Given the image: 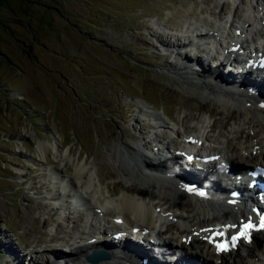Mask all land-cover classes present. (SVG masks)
I'll use <instances>...</instances> for the list:
<instances>
[{
	"label": "rangeland",
	"instance_id": "1",
	"mask_svg": "<svg viewBox=\"0 0 264 264\" xmlns=\"http://www.w3.org/2000/svg\"><path fill=\"white\" fill-rule=\"evenodd\" d=\"M245 1L9 0L0 4V264H28L43 251L55 255L48 247L54 238L52 227L61 231L65 226L57 225L55 211L49 209L46 193L54 183L50 167H60L68 177L74 163L86 161L93 186H101L106 199L136 187L149 197L156 195L158 182L131 172L127 162L134 149L143 153L142 146L155 144L158 138L174 152L171 141L182 142L184 127L200 111L211 125L205 145L208 150L220 146L235 119L202 93L195 75L174 68L180 64L179 50L192 61L202 56L204 67L211 70L216 68L211 65L213 57L192 44L172 49L167 43L184 38L182 34L176 38L174 32L185 22L211 26L222 20L221 15H232L234 20ZM148 111L157 113L167 126L158 128ZM39 143L47 147L41 167L34 164L42 162ZM58 150L68 159L64 168ZM167 175L183 181L185 188L189 183ZM46 219L52 220L46 223Z\"/></svg>",
	"mask_w": 264,
	"mask_h": 264
},
{
	"label": "bare ground",
	"instance_id": "2",
	"mask_svg": "<svg viewBox=\"0 0 264 264\" xmlns=\"http://www.w3.org/2000/svg\"><path fill=\"white\" fill-rule=\"evenodd\" d=\"M221 16L218 18L222 20H218L219 23H216V26L189 21L179 28L184 27V30H190L192 37L193 31L196 29L209 28L208 36L212 46H216L214 40L220 37L222 31L226 29L225 36L222 35L223 39L220 38L222 43L220 46L229 61L238 58L234 45H239L240 49L243 48L246 51L250 50L253 60L264 54V0H246L243 11L235 15L234 20L233 17ZM244 34L246 36H243ZM183 37L182 40L176 37L174 42L167 44L174 49L179 45L186 46L189 41H192L189 37ZM195 44L200 48L204 43L196 42ZM209 49L203 48L202 54L209 55ZM179 52L181 51H178L180 64L175 65L174 68L181 74H189L191 77L195 75L194 78H197L202 93L209 96L217 107H221L227 117L235 119L232 127L224 132L219 147L208 150L209 147L205 145V142L210 139L207 128L211 125L207 115L201 114L200 111L195 118H192L191 123L184 127L181 133L183 142L171 141L175 151L171 153L172 156L156 164L152 161L145 162L144 158L148 157L147 155L128 146L129 149L135 151L132 153L133 157L129 156L131 162H127L131 172L133 173L135 170L145 177L148 176V179H156L158 182L156 195L151 193L148 195L149 197L136 187L129 188L127 191L122 190L121 196L113 197L114 199H106L105 196L103 197L104 191L101 186H93L94 176H92L86 161L74 163L73 173L68 177L62 174L59 166V168L50 167L49 173L53 175L55 181L52 184L54 188L52 187V190L48 191L46 195L50 203L49 209L55 211L57 225L59 223L65 226V224L56 221L59 218V210L72 209V212L64 218L67 222L66 229L63 227L65 230L58 231V228L56 233L51 235L54 238L49 243L67 245L80 240L87 241L93 231H97L104 241L99 246H77L70 253V259L64 264H180L174 258H163L169 250L180 253L181 261L184 264L197 262V264H255L259 252L264 251V232L262 231L254 233L250 245L244 242L240 243V251L222 254H216L212 246L204 240L207 232L203 231L204 227L223 225L226 222L232 225L244 218L245 211L243 209L252 199L251 191L241 188L239 196H233L231 192L238 189L240 184L234 186L237 185L238 180L231 174L233 172L239 174L242 170L246 171L244 166L248 163L264 167V106H262L264 68L259 67L252 70V72L256 71V77L249 76L247 71L236 75L234 72L222 71L219 67L213 70L204 67L202 56H198V59L192 61L187 56L186 58L181 56ZM248 57V55L244 56L243 61L246 62ZM239 61L241 62L242 58ZM144 102L147 103L145 100ZM148 112L156 119L158 128L167 126V122L157 113ZM207 114H211V112L208 111ZM163 137V139L166 138L165 135ZM155 144L162 145L163 141L156 138ZM155 144L146 142L142 147H153L152 145ZM164 148L165 146H162L161 150ZM38 150L42 162L34 164L41 167V165L44 166L43 161L47 147L39 143ZM187 154H193L195 160H200L198 164L202 167L201 170H196L194 167L190 170L184 169ZM212 155H217L218 158L212 160L214 159ZM204 159L207 161H203ZM58 160L62 168L68 161L67 157L62 155L59 150ZM220 161H225L230 170L224 171L221 168H216L215 163ZM167 174L180 177L182 180L186 179V182H189L188 185L196 184L205 190L207 196L202 197L195 192L188 191L183 181L177 182V178L174 177L176 179L174 180ZM210 174L217 176L213 177ZM138 176L140 175L138 174ZM96 177L97 181L101 183L98 169ZM80 188H83L84 191ZM105 192L109 196L112 195L108 186L105 188ZM74 197L81 199L84 205L81 211L72 206L71 201ZM58 198L62 204L56 207L54 205L56 201L53 199ZM159 201H162L161 205L157 204ZM115 218L122 219L121 225L114 223ZM51 220L46 219L44 222L48 223ZM55 222L52 221L53 224ZM200 222L206 223L199 225ZM31 226L33 225L31 224ZM120 226L127 230L136 227L144 233L149 232L152 238L158 240L160 244L151 246L148 242L130 244L126 241L114 243L113 233L118 231ZM195 231H197L196 235ZM60 232L63 234L59 236ZM183 237H185V241L182 240ZM96 247L108 250V252H102L103 257L98 262L80 258ZM118 251L120 252L118 253ZM44 252L42 256H32L28 264H49L53 261L55 263L60 257L59 252L52 251L55 255Z\"/></svg>",
	"mask_w": 264,
	"mask_h": 264
},
{
	"label": "snow or ice",
	"instance_id": "3",
	"mask_svg": "<svg viewBox=\"0 0 264 264\" xmlns=\"http://www.w3.org/2000/svg\"><path fill=\"white\" fill-rule=\"evenodd\" d=\"M264 106V105H262ZM203 195V193H201ZM228 227H236L235 225H231ZM255 225L252 224L250 221L248 223H244L237 234L232 235L230 241L224 240L216 243V248L218 252H226L229 250L230 247H235L238 240L241 238H246L249 235V230L254 228ZM260 227L264 228V217L260 219ZM216 236H224L225 233L223 231H217L215 233Z\"/></svg>",
	"mask_w": 264,
	"mask_h": 264
},
{
	"label": "water",
	"instance_id": "4",
	"mask_svg": "<svg viewBox=\"0 0 264 264\" xmlns=\"http://www.w3.org/2000/svg\"><path fill=\"white\" fill-rule=\"evenodd\" d=\"M99 258H92L90 257L89 260L92 261V262H97Z\"/></svg>",
	"mask_w": 264,
	"mask_h": 264
},
{
	"label": "trees",
	"instance_id": "5",
	"mask_svg": "<svg viewBox=\"0 0 264 264\" xmlns=\"http://www.w3.org/2000/svg\"><path fill=\"white\" fill-rule=\"evenodd\" d=\"M3 2H9V0H0V4H4Z\"/></svg>",
	"mask_w": 264,
	"mask_h": 264
}]
</instances>
